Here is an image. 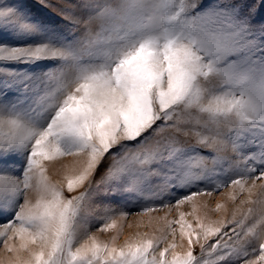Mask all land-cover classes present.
Wrapping results in <instances>:
<instances>
[{
  "label": "snow or ice",
  "instance_id": "obj_1",
  "mask_svg": "<svg viewBox=\"0 0 264 264\" xmlns=\"http://www.w3.org/2000/svg\"><path fill=\"white\" fill-rule=\"evenodd\" d=\"M40 6L58 23L0 0V243L12 264H264V196L216 221L195 202L264 180V0ZM65 157L82 159L62 185L47 173ZM185 203L160 236L90 235Z\"/></svg>",
  "mask_w": 264,
  "mask_h": 264
},
{
  "label": "rangeland",
  "instance_id": "obj_2",
  "mask_svg": "<svg viewBox=\"0 0 264 264\" xmlns=\"http://www.w3.org/2000/svg\"><path fill=\"white\" fill-rule=\"evenodd\" d=\"M18 2L26 4L34 14L40 16L41 18L51 20L53 23H58L55 13L52 9H44L40 6V0H18ZM60 0H52V3H59ZM77 157H65L61 164L56 166H48V175L49 177L62 185L66 184L64 177L66 174L71 173V169L74 165L78 166ZM251 188V192L247 190ZM82 189H77L75 193L69 195L78 194ZM65 192L67 194V189L65 187ZM230 194L236 196V199L233 201L229 198ZM264 196V180H257L255 187H252V181H248L246 185V190L241 192L237 186H229L220 190L219 192H213L211 196L204 195L198 196L195 198V202L200 206L198 215L201 217H207L208 220H221V219H230L231 214L234 211H238V215L243 211H246L249 207H255L248 203H241V201H247L249 198L255 200ZM223 205L222 208L217 210V205ZM179 212L190 213L192 212V205L185 203L181 205L178 209L174 206L165 207L159 211L149 213L147 215H140L138 210H134L131 215L124 218L123 220L118 221V230H110L101 232L98 230V226L95 223L90 228V235L95 236L100 241H111L113 236H117L116 240L117 246H122L126 240L130 238H137L138 235L142 236L144 233H148L150 236H160V229L165 228L166 220H177L179 219ZM186 220L189 222L195 223L192 215H187ZM207 222V220H206ZM177 228V243H180L179 240V226L174 225ZM172 237H168V242H171ZM9 244L19 246L20 241L14 239L8 241ZM162 246H166L162 245ZM180 249L178 248L177 251ZM198 251V249H197ZM26 253H23L22 256H26ZM15 254L8 252L2 243H0V264H12L14 261Z\"/></svg>",
  "mask_w": 264,
  "mask_h": 264
},
{
  "label": "bare ground",
  "instance_id": "obj_3",
  "mask_svg": "<svg viewBox=\"0 0 264 264\" xmlns=\"http://www.w3.org/2000/svg\"><path fill=\"white\" fill-rule=\"evenodd\" d=\"M23 253H21V255H22Z\"/></svg>",
  "mask_w": 264,
  "mask_h": 264
}]
</instances>
